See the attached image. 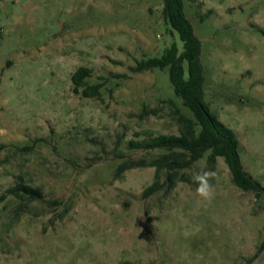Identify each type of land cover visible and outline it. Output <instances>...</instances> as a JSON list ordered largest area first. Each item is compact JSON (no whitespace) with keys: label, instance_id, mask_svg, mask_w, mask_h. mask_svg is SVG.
<instances>
[{"label":"rangeland","instance_id":"rangeland-1","mask_svg":"<svg viewBox=\"0 0 264 264\" xmlns=\"http://www.w3.org/2000/svg\"><path fill=\"white\" fill-rule=\"evenodd\" d=\"M200 41L204 102L233 130L247 175L264 187V0H183ZM162 0H0V264H264V197L232 182L223 159L142 197L163 151L131 140L178 135L168 68L138 60L182 44ZM90 69L99 98L73 92ZM124 75V77L122 76ZM102 79V80H101ZM155 114L143 115V110ZM211 170L212 197L194 173ZM165 175H162V181ZM38 200L6 191L17 182Z\"/></svg>","mask_w":264,"mask_h":264},{"label":"trees","instance_id":"trees-1","mask_svg":"<svg viewBox=\"0 0 264 264\" xmlns=\"http://www.w3.org/2000/svg\"><path fill=\"white\" fill-rule=\"evenodd\" d=\"M162 17L170 29L178 35L182 50L172 44L159 57L138 60L130 71L140 73L146 70L168 68L169 81L174 95L180 100L186 113L173 100V119L178 126V135H156L140 141L131 140L128 148L141 151H163L153 159L126 160L116 168V177L133 168H154L153 182L142 192L148 198L164 187L171 189L176 180L188 182L179 171L190 168L206 156L208 165L222 158L229 169L232 182L243 191H251L256 198L264 197V187L247 175L237 152L238 140L232 129L219 121L204 102V76L199 61L200 41L194 35L190 22L183 11V0H162ZM90 69L79 67L71 76L73 92L85 98H99L103 83L88 84ZM124 77V75H122ZM102 80V79H101ZM143 115L155 114L143 110ZM165 180L162 181V175ZM20 200H38L40 190L17 182L6 191Z\"/></svg>","mask_w":264,"mask_h":264},{"label":"clouds","instance_id":"clouds-1","mask_svg":"<svg viewBox=\"0 0 264 264\" xmlns=\"http://www.w3.org/2000/svg\"><path fill=\"white\" fill-rule=\"evenodd\" d=\"M215 176V172L211 170H201L194 173L192 179L197 184L196 192L199 197L209 200L212 197L213 185L210 180Z\"/></svg>","mask_w":264,"mask_h":264}]
</instances>
